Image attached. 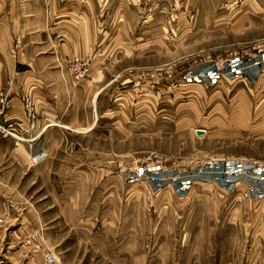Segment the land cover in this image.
<instances>
[{
	"label": "rangeland",
	"instance_id": "rangeland-1",
	"mask_svg": "<svg viewBox=\"0 0 264 264\" xmlns=\"http://www.w3.org/2000/svg\"><path fill=\"white\" fill-rule=\"evenodd\" d=\"M20 72L58 112L0 133V264H264V0H0Z\"/></svg>",
	"mask_w": 264,
	"mask_h": 264
},
{
	"label": "built area",
	"instance_id": "built-area-1",
	"mask_svg": "<svg viewBox=\"0 0 264 264\" xmlns=\"http://www.w3.org/2000/svg\"><path fill=\"white\" fill-rule=\"evenodd\" d=\"M9 98H6L5 93L0 90V133L5 135L10 132L16 131L18 128L33 127L36 121V111L35 105L37 102V96L30 93V91H25L20 89V102L23 109V118L18 121L12 120V118L6 114V107L8 105ZM250 167L245 168L248 171L249 179H254L256 181L263 182L264 184V164L251 162ZM258 198V195H256ZM51 260V257H50Z\"/></svg>",
	"mask_w": 264,
	"mask_h": 264
},
{
	"label": "crops",
	"instance_id": "crops-1",
	"mask_svg": "<svg viewBox=\"0 0 264 264\" xmlns=\"http://www.w3.org/2000/svg\"><path fill=\"white\" fill-rule=\"evenodd\" d=\"M28 74H25V72H20V73H17L16 77L14 75V77L10 78V80L14 83L15 86H19L20 89H24L27 87V83L31 80L29 79L30 77H27ZM9 80V79H8ZM6 84H9V82L7 81V79L3 78V79H0V86L2 85H6ZM1 89V88H0ZM35 96H37V98H39V107H40V114L39 116H41L38 122V120H36V125L35 127H54V126H51L52 123H46L44 121H47L49 119V117L51 116H54L55 113L58 112V109H55L54 110V102L56 103V101H49V103L47 102L46 99H44V97H42V94L40 91H33ZM39 96V97H38ZM18 102H20V100L18 99V96H12L11 95V98H9V102H8V105L6 107V114H8L12 120L14 118V121L15 119H20L22 116H23V109H22V106L20 104V106H18ZM51 104V105H50ZM52 106V107H51ZM54 113V115H53ZM22 115V116H21ZM51 115V116H50ZM42 119V121H41ZM57 121L58 119L56 120V122L54 123V125H57ZM41 122V124H40ZM14 142V141H13ZM20 159H16V157H14V160H15V163L16 164H20V165H25V163H27V157H24L21 155V157H19Z\"/></svg>",
	"mask_w": 264,
	"mask_h": 264
},
{
	"label": "water",
	"instance_id": "water-1",
	"mask_svg": "<svg viewBox=\"0 0 264 264\" xmlns=\"http://www.w3.org/2000/svg\"><path fill=\"white\" fill-rule=\"evenodd\" d=\"M202 129H194V133L195 135H201L203 133V130L201 131Z\"/></svg>",
	"mask_w": 264,
	"mask_h": 264
},
{
	"label": "bare ground",
	"instance_id": "bare-ground-1",
	"mask_svg": "<svg viewBox=\"0 0 264 264\" xmlns=\"http://www.w3.org/2000/svg\"><path fill=\"white\" fill-rule=\"evenodd\" d=\"M202 131V130H201Z\"/></svg>",
	"mask_w": 264,
	"mask_h": 264
}]
</instances>
